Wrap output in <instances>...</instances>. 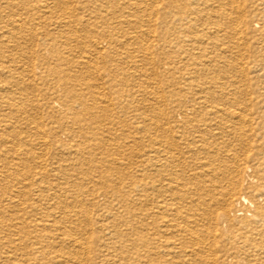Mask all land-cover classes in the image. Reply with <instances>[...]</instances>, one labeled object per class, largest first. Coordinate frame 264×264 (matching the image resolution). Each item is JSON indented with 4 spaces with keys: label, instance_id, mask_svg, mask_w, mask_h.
Listing matches in <instances>:
<instances>
[{
    "label": "bare ground",
    "instance_id": "6f19581e",
    "mask_svg": "<svg viewBox=\"0 0 264 264\" xmlns=\"http://www.w3.org/2000/svg\"><path fill=\"white\" fill-rule=\"evenodd\" d=\"M20 3L0 19V264H264V0ZM171 54L200 62L180 87L147 71L138 99L123 64Z\"/></svg>",
    "mask_w": 264,
    "mask_h": 264
},
{
    "label": "rangeland",
    "instance_id": "374dc122",
    "mask_svg": "<svg viewBox=\"0 0 264 264\" xmlns=\"http://www.w3.org/2000/svg\"><path fill=\"white\" fill-rule=\"evenodd\" d=\"M18 2H16L17 3V7L16 8H14V9H12V8H10V7H8V6H6L5 5V8H4V10H5V12H0V19L2 20V18H3V20L2 21H4L7 17H12V16H14L15 14H16V11L19 9V8H22V4L20 3V0H17ZM15 3V4H16ZM15 9H16V11H15ZM23 11V10H22ZM24 12V11H23ZM58 12V13H57ZM56 12V15H61L62 13L58 10ZM6 17V18H5ZM46 17L47 18H49L50 16L49 15H46ZM159 38H160V36H157V39L156 40H159ZM156 40H155V42H152L153 44H156L157 42H156ZM244 56V57H243ZM242 57V58H241ZM241 57H239V62H240V60H241V62L240 63H243V62H245L246 64H244L243 63V65H245V69L247 70V68H249V69H251L252 68V65H253V61H254V56L251 54V53H249V52H247V51H244L243 53H242V56ZM248 57V58H247ZM139 61H138V63H141V58L139 57V59H138ZM192 61V62H191ZM199 61V59H196V61L195 60H190V62H186V65L184 64V60H182V59H180V58H177V57H174L172 54L171 55H169L168 57H165V58H163V57H161V58H156V57H153L152 59H151V62L150 63H148V64H146V66H148V67H145V69L144 70H138V68L136 67V63H132V62H124L125 64H123L124 66H126V68H129L130 69V71H131V74H133V81H131V82H129V86H128V88H129V90L132 92V93H134V95L138 98V99H142L141 97H143L144 95H146L148 98H151V97H149L148 95H147V93H151L152 91H153V88H154V90L156 91V90H158V86H156L155 84H154V82L152 81V80H148V77L146 76L147 74H148V72H149V74L150 73H153V72H156L157 73V75L158 76H160L159 77V79H163V77L164 76H162L163 75V73L164 72H169L170 74H168V76L169 77H171V78H173L172 80H175V82H177V86L176 87H180L179 86V81H180V79H181V77H185L186 79L187 78H189V75L187 74V72H185L186 70V68L188 67V65H191V64H194L195 62H197V63H199L198 62ZM143 62V61H142ZM127 63H129V64H127ZM132 63V64H131ZM178 63V64H177ZM99 64V65H98ZM96 63V66L97 67H99V69H100V71H102L103 72V70H104V67H105V65L104 64H102V63ZM151 64V65H150ZM153 64V65H152ZM19 65H20V63H19ZM129 66V67H128ZM154 66H155V68H154ZM147 68V69H146ZM133 70V71H132ZM146 70V71H145ZM136 71V72H135ZM144 71V72H143ZM148 71V72H147ZM182 72V73H181ZM249 72H251V70L249 71ZM104 73V72H103ZM141 76V77H140ZM174 76V77H173ZM188 76V77H187ZM252 76V75H251ZM250 76V77H251ZM252 78V77H251ZM251 78H249V80L250 81H248L247 83H250L251 85H257V82H255L253 79H251ZM134 80H136L135 82H134ZM177 80H179V81H177ZM139 81V82H138ZM150 83H149V82ZM162 81V80H161ZM142 82V83H141ZM143 82H145L144 84H143ZM133 83V84H132ZM146 85V86H145ZM119 86L120 85H117V88H119ZM148 86V87H147ZM151 87V88H150ZM40 88H42V89H44V87L43 86H40ZM140 88V89H139ZM137 89V90H136ZM145 89H146V91H145ZM149 90V91H148ZM162 90L164 91V89H163V87H162ZM163 94H164V92H163ZM122 109H116V110H113L112 112H113V114H112V117H118V118H120L122 121H125V124L127 125V124H131L129 127L132 129V127L133 126H139V124H140V122H141V120L139 119V116L140 115H142V114H140V113H142V111L140 110V111H138V114L136 113V112H134V110L132 111L131 109H127L126 111L125 110H122ZM132 112H130V111ZM129 111V112H128ZM144 112V111H143ZM122 113V114H121ZM124 113H126V114H128V115H124ZM117 114H118V116H117ZM116 115V116H115ZM138 115V116H137ZM148 115V113H146V115H144V116H147ZM136 123H138V125L136 124ZM133 124H135V125H133ZM48 125V124H47ZM102 129H104V130H106V132H105V136L106 137H109V136H111V137H116V141L118 142H115V140H113L111 137H109V139L111 138L112 140H113V142H112V140L110 139V141H111V144H113V145H117V144H131V141H132V139H129V138H127L128 136H123V135H121V133H119V132H113V131H107V129L106 128H102ZM126 129V128H125ZM112 132V133H111ZM127 132V129L124 131V133L123 134H125ZM126 134H128V132L126 133ZM121 136V137H120ZM125 138V139H124ZM64 139V138H63ZM117 143V144H116ZM112 147H114V146H112ZM132 151V150H131ZM130 151V152H131ZM114 152H115V150H114ZM130 152H129V154H130ZM131 155V154H130ZM128 158H129V156H128ZM50 160V161H49ZM46 161H47V163H45L46 164V166H47V168H48V170L50 171V173H51V175H54L55 173H54V167H55V165H54V162H55V160L53 159L52 160V157L51 156H49L47 159H46ZM54 165V166H53ZM54 177V176H53ZM52 176H51V178H53ZM54 179V178H53ZM40 183H39V185L41 186V188L44 190V189H47L48 188V185L47 184H42V182L41 181H39ZM47 187V188H46ZM37 192H34V194H32V198H33V200L34 201H39V197L37 198V195L39 194V193H37ZM34 195H36V196H34ZM97 200H99L98 202H100L101 204H104L105 203V201H106V198L104 197V196H101L100 194L99 195H97ZM104 197V198H103ZM24 199V198H23ZM13 201H15L16 203H18L19 201L21 202V198H16L15 200H13ZM19 202V203H20ZM43 202H46V201H43ZM24 202H21V204H23ZM113 204H115V205H117L115 202L113 203ZM25 204H23L22 206H21V208H26V206H24ZM24 206V207H23ZM44 206H47L46 204L44 205ZM55 213L58 215L59 213H58V211H55ZM98 213H102V212H98ZM19 215H21L20 216V218H21V220L23 221V220H25L27 217H26V213L25 212H23L22 214H19ZM24 215V216H23ZM23 218V219H22ZM17 237V236H16ZM179 252V251H178ZM63 258H61V260H62ZM64 261V260H63ZM99 264H101V263H99Z\"/></svg>",
    "mask_w": 264,
    "mask_h": 264
}]
</instances>
